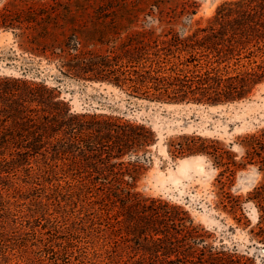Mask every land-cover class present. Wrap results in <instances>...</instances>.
I'll list each match as a JSON object with an SVG mask.
<instances>
[{
    "label": "trees",
    "instance_id": "obj_1",
    "mask_svg": "<svg viewBox=\"0 0 264 264\" xmlns=\"http://www.w3.org/2000/svg\"><path fill=\"white\" fill-rule=\"evenodd\" d=\"M42 1L18 46L66 76L149 102L212 107L246 100L264 83V0H224L204 23L193 20L191 0ZM20 24L0 12V29ZM154 138L141 124L72 111L44 81L0 74V264H254L207 243L181 206L137 190L138 157L92 165L85 182L66 180L68 156L109 163ZM240 141V161L231 144L194 134L169 139L166 149L172 158H210L220 170L217 207L239 222L244 201L229 189L237 170L255 166L262 178L247 198L258 212L251 234L264 244V128ZM132 250L144 262H127Z\"/></svg>",
    "mask_w": 264,
    "mask_h": 264
},
{
    "label": "rangeland",
    "instance_id": "obj_2",
    "mask_svg": "<svg viewBox=\"0 0 264 264\" xmlns=\"http://www.w3.org/2000/svg\"><path fill=\"white\" fill-rule=\"evenodd\" d=\"M197 8L193 20L204 23L217 5L224 0H191ZM42 0H0V12L15 14L21 24L20 29H0V74L23 76L28 80L44 81L50 87L58 88L62 99L67 101L74 112L107 114L141 124L151 129L155 135L151 145L130 153L121 159L107 161H85L68 156L64 163L67 181L85 182L91 166L103 168L120 161L132 162L135 157L144 169L137 181V190L151 198H161L181 206L189 212L196 224L205 228V241L213 246H223L227 251H236L254 261L264 264V244L252 237L251 230L258 221V212L249 201L248 193L258 184L262 176L253 165L239 169L233 176L229 189L232 195L241 196L243 202L240 222L218 209L222 198L217 189L219 173L210 158L187 156L172 158L166 149L169 139L181 134H194L203 138L222 142L240 161L244 150L240 137L264 128V83L258 85L252 96L246 100L221 106L197 104L169 105L149 102L127 96L115 87L106 84L85 82L60 73L55 63L48 62L23 52L18 42L22 32L30 34L32 23ZM84 32L95 29L86 26ZM29 38V37H28ZM92 52H103L90 46ZM84 145V144H83ZM85 156L90 155L86 146L80 147ZM137 154V156H133ZM104 156H102V159ZM184 167V168H182ZM94 181H104L100 176ZM136 247V246H135ZM133 246V250L135 249ZM132 250V251H133ZM132 260L144 262L136 251L130 253ZM180 262L198 263L199 259L179 258ZM148 262V261H146ZM151 262V261H149Z\"/></svg>",
    "mask_w": 264,
    "mask_h": 264
},
{
    "label": "water",
    "instance_id": "obj_3",
    "mask_svg": "<svg viewBox=\"0 0 264 264\" xmlns=\"http://www.w3.org/2000/svg\"><path fill=\"white\" fill-rule=\"evenodd\" d=\"M262 250L264 251V248Z\"/></svg>",
    "mask_w": 264,
    "mask_h": 264
},
{
    "label": "bare ground",
    "instance_id": "obj_4",
    "mask_svg": "<svg viewBox=\"0 0 264 264\" xmlns=\"http://www.w3.org/2000/svg\"><path fill=\"white\" fill-rule=\"evenodd\" d=\"M182 168H184V167H182Z\"/></svg>",
    "mask_w": 264,
    "mask_h": 264
}]
</instances>
